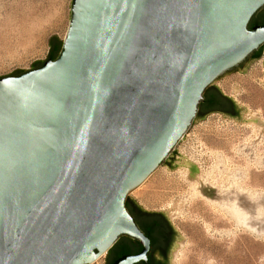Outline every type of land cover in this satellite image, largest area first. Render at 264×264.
Returning <instances> with one entry per match:
<instances>
[{
	"label": "water",
	"instance_id": "1",
	"mask_svg": "<svg viewBox=\"0 0 264 264\" xmlns=\"http://www.w3.org/2000/svg\"><path fill=\"white\" fill-rule=\"evenodd\" d=\"M263 7L73 0L58 58L0 76V264H93L122 237L143 250L114 264L147 263L151 241L127 200L137 214L129 196L162 165L196 171L177 145L207 117L198 115L207 89L221 92L212 85L254 63L240 68L264 45V25L249 29ZM229 100L239 118L223 119L264 126ZM149 213L173 229L172 264L184 238L166 212Z\"/></svg>",
	"mask_w": 264,
	"mask_h": 264
},
{
	"label": "rangeland",
	"instance_id": "2",
	"mask_svg": "<svg viewBox=\"0 0 264 264\" xmlns=\"http://www.w3.org/2000/svg\"><path fill=\"white\" fill-rule=\"evenodd\" d=\"M1 1L35 5L41 19L34 38L7 36L0 30V76H9L47 60L54 35L64 41L73 0ZM212 86L248 108L246 120L259 116L264 122L262 62ZM177 152L195 172L162 165L129 196L147 212H166L184 238L172 253V264H264V126L210 114L193 122ZM107 256L93 264H106Z\"/></svg>",
	"mask_w": 264,
	"mask_h": 264
},
{
	"label": "flooded vegetation",
	"instance_id": "3",
	"mask_svg": "<svg viewBox=\"0 0 264 264\" xmlns=\"http://www.w3.org/2000/svg\"><path fill=\"white\" fill-rule=\"evenodd\" d=\"M264 25V7L251 19L249 23V29H253L257 26ZM252 62H262L264 64V45L256 51L253 55H251L242 65L240 68H243L242 66H246L249 63ZM218 113L221 114L227 118L231 119H238L239 113L235 106L232 104L231 100L227 98L224 94H222L217 89H207V91L204 94V101L199 106L198 115H210ZM171 166H173L171 164ZM233 189L236 191L235 184L233 185ZM128 201V200H127ZM129 208L133 211V218L138 225V227L141 229V231L145 234V227H142V225L139 223L138 217L139 215L145 219L148 223L150 222L155 227L154 232V245L151 243L150 251L147 255L148 261L147 263L141 262L139 264H169V248L171 244L172 239V227L169 224V222L160 216L159 214L149 213L142 208L137 207V214L133 210L130 204V200L128 201ZM128 209V208H127ZM129 211V210H128ZM130 213V212H129ZM131 214V213H130ZM124 237H122L117 244L121 245H128L132 247V253L129 255H137L141 253L140 247L141 244L138 240H132L133 243L127 244L124 241H122ZM126 243V244H125ZM119 255V252L115 249L109 252L108 254V260L107 264H114L115 261H117L119 258H117ZM122 257V256H121Z\"/></svg>",
	"mask_w": 264,
	"mask_h": 264
},
{
	"label": "bare ground",
	"instance_id": "4",
	"mask_svg": "<svg viewBox=\"0 0 264 264\" xmlns=\"http://www.w3.org/2000/svg\"><path fill=\"white\" fill-rule=\"evenodd\" d=\"M40 26V12L35 5L26 7L22 3H4L0 0V30L7 36L19 34L34 38Z\"/></svg>",
	"mask_w": 264,
	"mask_h": 264
},
{
	"label": "trees",
	"instance_id": "5",
	"mask_svg": "<svg viewBox=\"0 0 264 264\" xmlns=\"http://www.w3.org/2000/svg\"><path fill=\"white\" fill-rule=\"evenodd\" d=\"M52 41L53 42L51 43V48H50V52H49V56H48L47 61H49V60H52V61L56 60L58 58L61 50H62L63 42L61 40H59V39L56 40V38H55V40L53 39ZM46 62H44L42 64V66ZM128 201L126 203V206H127L128 210H129V212L131 213V215L133 216L134 214H133L132 209L129 208ZM144 232H145V235L150 239L151 243L154 245V243H155V240H154L155 227H154V225H152L151 223H149L145 227V231ZM113 249H115V250H117L119 252V255L117 257L119 259L121 258V256L122 257L123 256H127V255H129V254L132 253V247L131 246H128V245L116 244ZM142 249H143V247H140L139 251L142 250Z\"/></svg>",
	"mask_w": 264,
	"mask_h": 264
}]
</instances>
